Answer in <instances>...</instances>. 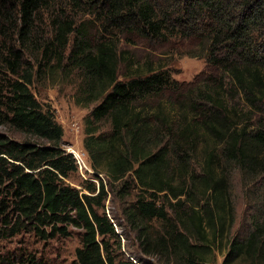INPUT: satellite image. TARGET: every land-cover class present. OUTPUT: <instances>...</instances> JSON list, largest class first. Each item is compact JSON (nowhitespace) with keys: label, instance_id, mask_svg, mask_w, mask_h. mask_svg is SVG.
I'll list each match as a JSON object with an SVG mask.
<instances>
[{"label":"trees","instance_id":"trees-1","mask_svg":"<svg viewBox=\"0 0 264 264\" xmlns=\"http://www.w3.org/2000/svg\"><path fill=\"white\" fill-rule=\"evenodd\" d=\"M165 48L204 60L202 76L174 79L155 62ZM74 71L77 104L94 105L84 147L106 186L99 173V186L66 182L78 163L32 91ZM0 126L24 136L0 132V239L73 228L77 264H148L122 252L108 187L141 255L210 264L222 246L228 263L264 264V218L232 236L235 177L264 189V0H0Z\"/></svg>","mask_w":264,"mask_h":264},{"label":"rangeland","instance_id":"rangeland-1","mask_svg":"<svg viewBox=\"0 0 264 264\" xmlns=\"http://www.w3.org/2000/svg\"><path fill=\"white\" fill-rule=\"evenodd\" d=\"M130 49V48H129ZM139 52L131 48L134 53L142 55V49L137 48ZM164 58L155 59L159 65L161 62L173 74V78L182 83H191L202 76L205 71V61L198 58L183 56L176 54V50L170 51L165 48ZM148 53V52H145ZM163 59V60H162ZM79 73L74 71L66 77L58 78L55 81H48L42 84H36L32 87V91L40 101V103L55 113L56 120L62 126L64 131L63 148L73 155L76 153L80 158L84 167L78 165V171L70 177V186L82 190L83 183L88 180L94 181L98 186L100 181L94 180V176L99 173L105 186L109 183L104 171L94 170L88 156V152L84 147L86 133L89 128L86 118L89 117L93 104L79 105L77 104L79 93ZM99 133L108 132L109 126L103 123L99 126ZM7 131L6 128L0 126V132ZM8 132V131H7ZM10 136L16 139H24V136L16 132H8ZM75 157V156H74ZM76 158V157H75ZM76 160V159H75ZM109 197L106 202V214L115 224L117 232L122 237V252L127 254L131 260L130 252L141 258L148 264H163L155 257L144 256L140 254L138 242L135 234L130 230L121 214L120 198L117 193H112L107 187ZM232 192L234 194V205L237 212V220L232 230V236L241 232L244 228L251 226L254 218H264V212L258 214L257 207H263L264 189H262L260 181H247L242 175H237L233 182ZM121 225V226H120ZM49 229V228H47ZM80 247V231L71 229V236L67 238L47 239L45 241L22 231L18 235L6 239H0V260L13 259L14 256L31 253L39 259H43L47 264H77L75 252ZM228 250H223L220 246L219 250L213 254L210 264H242L240 261L234 263L227 262Z\"/></svg>","mask_w":264,"mask_h":264},{"label":"built area","instance_id":"built-area-1","mask_svg":"<svg viewBox=\"0 0 264 264\" xmlns=\"http://www.w3.org/2000/svg\"><path fill=\"white\" fill-rule=\"evenodd\" d=\"M74 156H75L76 158H75ZM73 157L76 159V161H77V163H78L79 166L84 167V164L81 163V160H80V158L77 156L76 153H73Z\"/></svg>","mask_w":264,"mask_h":264}]
</instances>
